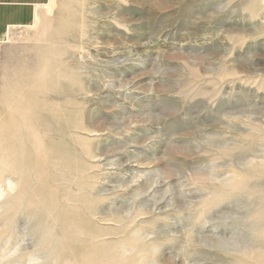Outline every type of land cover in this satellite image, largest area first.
Returning <instances> with one entry per match:
<instances>
[{
	"label": "rangeland",
	"instance_id": "obj_1",
	"mask_svg": "<svg viewBox=\"0 0 264 264\" xmlns=\"http://www.w3.org/2000/svg\"><path fill=\"white\" fill-rule=\"evenodd\" d=\"M40 1L0 39V264H264V0Z\"/></svg>",
	"mask_w": 264,
	"mask_h": 264
},
{
	"label": "crops",
	"instance_id": "obj_2",
	"mask_svg": "<svg viewBox=\"0 0 264 264\" xmlns=\"http://www.w3.org/2000/svg\"><path fill=\"white\" fill-rule=\"evenodd\" d=\"M40 0H0V39L13 25L24 23L29 9L37 8ZM23 20V21H22Z\"/></svg>",
	"mask_w": 264,
	"mask_h": 264
},
{
	"label": "bare ground",
	"instance_id": "obj_3",
	"mask_svg": "<svg viewBox=\"0 0 264 264\" xmlns=\"http://www.w3.org/2000/svg\"><path fill=\"white\" fill-rule=\"evenodd\" d=\"M154 49H155L154 45L146 44V45L143 46V50H141V51H143V52H153ZM140 53H142V52H139L137 55H139ZM134 54H136V53H134ZM144 54H146V53H144Z\"/></svg>",
	"mask_w": 264,
	"mask_h": 264
}]
</instances>
